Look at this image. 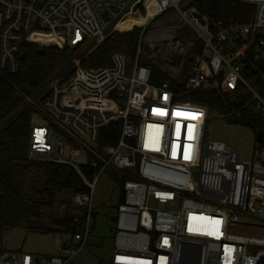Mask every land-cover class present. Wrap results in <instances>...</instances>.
Segmentation results:
<instances>
[{
	"label": "built area",
	"instance_id": "1",
	"mask_svg": "<svg viewBox=\"0 0 264 264\" xmlns=\"http://www.w3.org/2000/svg\"><path fill=\"white\" fill-rule=\"evenodd\" d=\"M143 1L0 0V75L18 71L22 42L35 32L70 48L97 45ZM156 1L133 63L118 52L98 68L75 59V73L53 80L44 99L25 95L39 115L28 157L71 165L90 189L74 195L85 212L75 217L81 230L59 233L57 254L8 249L0 264H67L89 240L96 184L106 168L120 174L124 196L112 216L113 264H264V138L252 159L210 138L209 108L174 101L168 82L152 81L149 66L183 73L190 60L188 91L221 75L222 90L245 89L264 108V95L244 74L246 62L264 63V0H240L254 14L231 24L212 20L190 0ZM172 10L180 23H155ZM116 124L119 134L105 142L103 129ZM83 164L95 168L92 178Z\"/></svg>",
	"mask_w": 264,
	"mask_h": 264
},
{
	"label": "trees",
	"instance_id": "2",
	"mask_svg": "<svg viewBox=\"0 0 264 264\" xmlns=\"http://www.w3.org/2000/svg\"><path fill=\"white\" fill-rule=\"evenodd\" d=\"M212 20L226 23L248 22L255 8L240 0H190ZM156 0H144L127 16L119 29L113 31L104 42L70 48L50 39V34L35 32L22 42L18 55L19 69L14 74L0 75V256L5 250L6 234L13 228H25L28 232H55L73 234L81 230L75 220L84 210L65 202L56 208L58 194L67 189L75 194L89 191L82 175L68 164L32 160L28 157L30 135L35 108L25 95L42 100L49 94L50 84L56 78L67 79L76 71L75 59L85 68H98L112 64V55L122 53L131 64L142 26L157 9ZM195 52H200L196 49ZM188 60L183 75L172 76L154 64L152 81L161 85L168 82L174 101H190L207 106L209 114H231V121L250 127L254 133L264 135V111L257 106L251 92L237 89L222 90L217 77L200 88L188 91L185 87ZM62 73H64L62 75ZM244 74L257 91L264 95V63H245ZM19 110L11 119L9 117ZM210 117V116H209ZM209 119V118H208ZM208 121V120H207ZM108 141L115 140L118 124L103 129ZM118 132V133H117ZM114 138V139H113ZM81 171L92 178L95 168L83 164ZM120 179V185H122ZM122 188V187H121ZM123 189L120 202L123 200Z\"/></svg>",
	"mask_w": 264,
	"mask_h": 264
},
{
	"label": "rangeland",
	"instance_id": "3",
	"mask_svg": "<svg viewBox=\"0 0 264 264\" xmlns=\"http://www.w3.org/2000/svg\"><path fill=\"white\" fill-rule=\"evenodd\" d=\"M180 22L181 17L176 10L158 17L155 21L157 25L178 24ZM186 33L192 35L193 31L186 29ZM170 72L175 77L183 75L179 72L178 67L171 69ZM258 107L264 111V108ZM18 111L12 113L9 119ZM209 116L206 134L210 138L224 140L229 146L236 148L243 158H253L254 149L259 147V142L250 127L236 124L231 120H224L215 112ZM34 119L38 121L39 115L34 114ZM120 179V174L110 168H106L99 176L94 195V217L89 240L75 256L69 258L67 264H113L111 258L115 244L112 216L120 203L122 191ZM74 195L72 190L61 191L57 197L56 208L62 207L65 202L73 201ZM58 238L59 233L28 232L25 228L18 227L11 229L6 234L4 246L10 249L37 253L43 258H47L59 252L56 245ZM63 254L71 256L73 252L63 251Z\"/></svg>",
	"mask_w": 264,
	"mask_h": 264
},
{
	"label": "water",
	"instance_id": "4",
	"mask_svg": "<svg viewBox=\"0 0 264 264\" xmlns=\"http://www.w3.org/2000/svg\"><path fill=\"white\" fill-rule=\"evenodd\" d=\"M244 60L246 61L247 60V57H245ZM220 117L222 119H224V120H230L231 119V114H222V115H220ZM263 138H264V135H263L262 132L256 133V140L258 142H262Z\"/></svg>",
	"mask_w": 264,
	"mask_h": 264
},
{
	"label": "crops",
	"instance_id": "5",
	"mask_svg": "<svg viewBox=\"0 0 264 264\" xmlns=\"http://www.w3.org/2000/svg\"><path fill=\"white\" fill-rule=\"evenodd\" d=\"M7 249H10V248H7Z\"/></svg>",
	"mask_w": 264,
	"mask_h": 264
}]
</instances>
